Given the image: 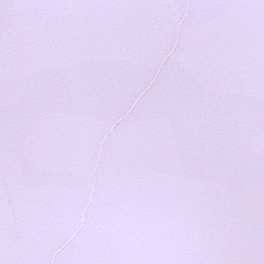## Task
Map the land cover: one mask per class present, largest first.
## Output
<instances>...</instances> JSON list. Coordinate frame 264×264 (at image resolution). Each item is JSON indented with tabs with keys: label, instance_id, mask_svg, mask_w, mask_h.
I'll list each match as a JSON object with an SVG mask.
<instances>
[{
	"label": "snow or ice",
	"instance_id": "snow-or-ice-1",
	"mask_svg": "<svg viewBox=\"0 0 264 264\" xmlns=\"http://www.w3.org/2000/svg\"><path fill=\"white\" fill-rule=\"evenodd\" d=\"M0 264H264V0H0Z\"/></svg>",
	"mask_w": 264,
	"mask_h": 264
}]
</instances>
